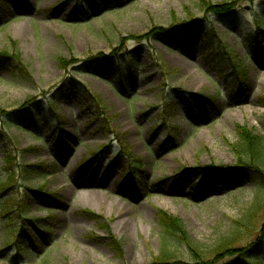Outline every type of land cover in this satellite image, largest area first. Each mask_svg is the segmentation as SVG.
<instances>
[{"label": "rangeland", "instance_id": "obj_1", "mask_svg": "<svg viewBox=\"0 0 264 264\" xmlns=\"http://www.w3.org/2000/svg\"><path fill=\"white\" fill-rule=\"evenodd\" d=\"M0 14V264H227L254 246L264 261V164L258 183L232 181L237 126L264 136V57L247 42L264 40V0H0Z\"/></svg>", "mask_w": 264, "mask_h": 264}, {"label": "trees", "instance_id": "obj_2", "mask_svg": "<svg viewBox=\"0 0 264 264\" xmlns=\"http://www.w3.org/2000/svg\"><path fill=\"white\" fill-rule=\"evenodd\" d=\"M246 1H253V0H246ZM209 10H211L209 8ZM211 11H214L213 9ZM214 15L219 16L220 18H229L230 15L233 13V9L231 6L224 5L220 6L217 10V12H213ZM1 18L3 19V16L0 14ZM259 27V24H257ZM180 36L185 37L183 32L177 33ZM165 38L169 37V31H166L163 35ZM247 42L249 44V48L251 50V53L255 59H263L264 53L261 49L263 47L264 40H259V35L257 32H254L250 34L247 37ZM188 43V42H187ZM234 70H237L234 64H232ZM18 67L15 68V72L19 73ZM236 79L238 83H241L244 80V74L241 71H237ZM96 102V98H94ZM57 125L61 124L59 117L55 116ZM264 126V122H263ZM236 135L238 144L237 147L239 148V152L237 153V161L239 166H241L239 169L240 173H238V176L233 175L232 181L238 180V182L242 179H246L247 181L258 183L261 179L259 176L260 173L255 171L257 169V166H262L264 164V136L255 135L254 132L247 129L246 126H237L236 128ZM264 135V131H263ZM97 153H92L93 156H95ZM87 164V161H83L80 165L81 167ZM15 160L10 156L9 153H6L5 155V166L8 167L9 175H8V182L15 181ZM35 171L33 173H42V170L47 169V167L44 164H40L37 166H32ZM31 168V166H30ZM238 168V167H236ZM258 170V169H257ZM25 174H29L27 171H23ZM231 177L228 175L223 181L222 184L227 183L225 180H229ZM213 179H220V176H213ZM225 181V182H224ZM237 181H234V184L238 183ZM5 184H0V194L5 190ZM33 199L42 201L43 203L48 201L50 205H53V207H57L59 205V202L57 201L56 197L53 194H48L46 192H43L41 189L37 192H33ZM11 202L14 203V201H8L7 204ZM7 204L4 205V207L7 206ZM15 204V203H14ZM21 210L24 209V211L27 209L26 204L20 205ZM5 211V210H3ZM156 219L158 226L160 230L168 237L174 239L177 243L184 246L185 249H187L191 255H194L198 257L199 259L202 258V256L195 254V249L192 246V243L189 242V238L184 230V227L182 225V222L178 221L175 218H172L165 214L163 211H158L156 214ZM9 237L10 234H12L14 237L19 236V233L17 232V229H10L9 231ZM241 237H230L229 239H226L219 243L216 248L213 251L214 256L219 257V254H225L229 255L228 253L234 248V245L238 242V239ZM116 248L115 243L111 244ZM255 248H250L247 250L246 255H240L239 257H236L234 260L228 262L227 264H264V261L260 259V257L257 255L250 254L255 249L260 251V248L257 246H254ZM230 256V255H229ZM172 256L166 253H163L161 256L158 257L152 264H172L170 261L172 260Z\"/></svg>", "mask_w": 264, "mask_h": 264}]
</instances>
